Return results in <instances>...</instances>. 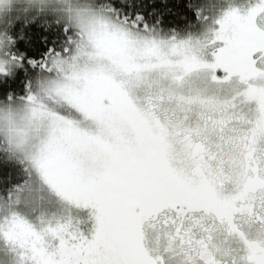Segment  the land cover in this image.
Here are the masks:
<instances>
[{"label": "snow or ice", "instance_id": "snow-or-ice-1", "mask_svg": "<svg viewBox=\"0 0 264 264\" xmlns=\"http://www.w3.org/2000/svg\"><path fill=\"white\" fill-rule=\"evenodd\" d=\"M192 2L0 0L12 264H264V0Z\"/></svg>", "mask_w": 264, "mask_h": 264}, {"label": "trees", "instance_id": "trees-1", "mask_svg": "<svg viewBox=\"0 0 264 264\" xmlns=\"http://www.w3.org/2000/svg\"><path fill=\"white\" fill-rule=\"evenodd\" d=\"M260 3V0H258ZM246 0H193L188 5V13L181 16L180 20L183 23L174 25L173 30L180 32L182 35L191 33L194 36L203 38L206 31L214 26L216 20L222 18L224 14L229 11H239L245 13ZM62 28V26H60ZM55 45H48L52 47ZM41 55H44L42 52ZM18 169L11 172V179L13 182L16 180ZM0 257L7 264H12L13 256L9 253L4 246L0 244Z\"/></svg>", "mask_w": 264, "mask_h": 264}, {"label": "rangeland", "instance_id": "rangeland-1", "mask_svg": "<svg viewBox=\"0 0 264 264\" xmlns=\"http://www.w3.org/2000/svg\"><path fill=\"white\" fill-rule=\"evenodd\" d=\"M258 3H259L258 0H246L245 13H242V14H246L248 11H250L252 8H254ZM215 27H216V24L214 23V26L211 27V28H209L206 31V33L204 34V37L203 38L210 39L212 37V35H213V32L215 30ZM7 261H8V259H7ZM7 261H5L4 259L2 261V259L0 257V264H7ZM9 263H10V261H9Z\"/></svg>", "mask_w": 264, "mask_h": 264}]
</instances>
